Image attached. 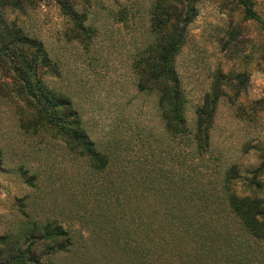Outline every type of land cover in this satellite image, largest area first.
Instances as JSON below:
<instances>
[{
  "label": "rangeland",
  "instance_id": "rangeland-1",
  "mask_svg": "<svg viewBox=\"0 0 264 264\" xmlns=\"http://www.w3.org/2000/svg\"><path fill=\"white\" fill-rule=\"evenodd\" d=\"M71 1L78 3L82 27L51 0H23L20 7L0 0V16L6 30L43 43L58 65L45 83L74 100L111 164L100 173L61 138L27 131L22 115L29 120L32 107L18 93L10 62L0 58V236L23 242L31 223L58 224L71 244L55 255L56 264H144L145 255L167 248L164 241L173 245L174 264H183L180 257L190 250L184 231L148 183L113 182L140 169L145 180L168 170L170 177L193 172V179L217 185L233 164L245 175L262 163L264 0H252L259 20L247 19L234 0L197 2L176 64L191 124L205 94L221 90L212 146L202 157L166 132L156 96L137 88L133 64L151 38L153 0Z\"/></svg>",
  "mask_w": 264,
  "mask_h": 264
},
{
  "label": "trees",
  "instance_id": "trees-1",
  "mask_svg": "<svg viewBox=\"0 0 264 264\" xmlns=\"http://www.w3.org/2000/svg\"><path fill=\"white\" fill-rule=\"evenodd\" d=\"M44 1V0H40ZM56 2L64 15L82 27L78 3ZM90 5V0H83ZM247 19L259 20L252 0H234ZM23 0H3L4 5L20 7ZM198 0H153L150 12L151 38L134 61L137 88L154 94L166 132L190 145L194 157H202L212 146L215 114L220 88L209 90L195 111L191 124L187 117V97L177 70V56L182 49L189 25L197 17ZM82 16V14H81ZM82 18H87L83 14ZM13 39L6 43L5 36ZM0 58L10 62L20 83L19 95L25 97L29 120L22 115L27 131H42L61 138L71 152L85 158L90 165L106 172L110 157L92 139L74 100L45 83L47 76L58 74L57 62L36 38L6 30L0 16ZM242 77L238 76L240 80ZM243 82V80H241ZM262 163L241 175L237 164L228 167L218 184H205L192 173L170 177L157 170L147 175L138 169L120 174L113 184L148 183L147 189L163 205L169 220L184 231L183 264H264V151ZM167 175V176H165ZM241 182V190L238 180ZM151 184V185H149ZM157 185V186H156ZM23 242L0 236V264H56L55 255L71 244L68 232L58 224L31 223L24 229ZM26 240L29 241L27 245ZM66 240V241H64ZM175 242V241H174ZM43 247L45 252H43ZM67 244V245H66ZM40 246L41 253L36 249ZM160 250L143 257L144 264H174V248L164 241ZM162 249V250H161ZM188 255L190 259H185ZM44 256L48 257L45 262ZM174 260V261H173Z\"/></svg>",
  "mask_w": 264,
  "mask_h": 264
}]
</instances>
